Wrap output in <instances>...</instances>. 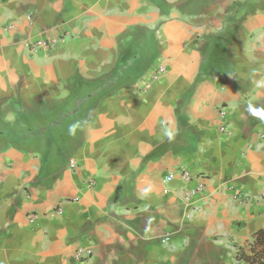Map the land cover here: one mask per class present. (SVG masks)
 I'll return each instance as SVG.
<instances>
[{
    "label": "crops",
    "instance_id": "1",
    "mask_svg": "<svg viewBox=\"0 0 264 264\" xmlns=\"http://www.w3.org/2000/svg\"><path fill=\"white\" fill-rule=\"evenodd\" d=\"M256 81L264 0H0V264H247Z\"/></svg>",
    "mask_w": 264,
    "mask_h": 264
},
{
    "label": "built area",
    "instance_id": "2",
    "mask_svg": "<svg viewBox=\"0 0 264 264\" xmlns=\"http://www.w3.org/2000/svg\"><path fill=\"white\" fill-rule=\"evenodd\" d=\"M53 45V42L52 41H40V42H32L29 44V49L31 51L32 54H36L38 53L40 50L42 49H47V48H51V46ZM166 72V68L162 65H160L154 75L155 78H158L159 76H161L162 74H164ZM219 114L222 118H224L226 115H227V110L224 107H221L219 109ZM220 130L221 132H224V133H228L229 131V128H228V125L227 124H223L220 126ZM259 142L264 145V128L262 130H260L259 132ZM72 166H74V162L71 163ZM181 176L182 178L186 179V180H189L191 179V175L190 173L186 170V169H183L181 170ZM169 176H171V179H172V175L171 174H168L166 176V179L167 180H171V179H168ZM238 201L240 203H243V202H246L247 198L246 197H241L239 196L238 198ZM55 213L56 214H61L62 213V208H57L55 210ZM33 218L35 216H32ZM31 218V219H33ZM94 254V251L91 247H83V246H80L77 248L76 252H75V257L76 259L78 260H85L87 258H90L92 255Z\"/></svg>",
    "mask_w": 264,
    "mask_h": 264
},
{
    "label": "clouds",
    "instance_id": "3",
    "mask_svg": "<svg viewBox=\"0 0 264 264\" xmlns=\"http://www.w3.org/2000/svg\"><path fill=\"white\" fill-rule=\"evenodd\" d=\"M256 86L257 87H264V81H256ZM246 111L248 112L249 115L264 121V107H257L256 105L252 103H248L246 105ZM164 127H162V138L167 139L168 142H172L176 138V131L174 127L171 124V121H166ZM82 128V122L77 120L72 122L67 129L68 135L75 137L77 135L78 130ZM168 179H171V176H169ZM151 192L150 187H146L143 189V196H148Z\"/></svg>",
    "mask_w": 264,
    "mask_h": 264
},
{
    "label": "trees",
    "instance_id": "4",
    "mask_svg": "<svg viewBox=\"0 0 264 264\" xmlns=\"http://www.w3.org/2000/svg\"><path fill=\"white\" fill-rule=\"evenodd\" d=\"M235 258L247 264H264V226L253 234L246 247H237Z\"/></svg>",
    "mask_w": 264,
    "mask_h": 264
}]
</instances>
